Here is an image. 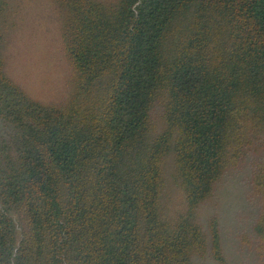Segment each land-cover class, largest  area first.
<instances>
[{"label": "trees", "instance_id": "16d2710c", "mask_svg": "<svg viewBox=\"0 0 264 264\" xmlns=\"http://www.w3.org/2000/svg\"><path fill=\"white\" fill-rule=\"evenodd\" d=\"M57 101L10 71L39 12ZM0 264H234L201 209L242 174L264 264V0H0Z\"/></svg>", "mask_w": 264, "mask_h": 264}, {"label": "rangeland", "instance_id": "374dc122", "mask_svg": "<svg viewBox=\"0 0 264 264\" xmlns=\"http://www.w3.org/2000/svg\"><path fill=\"white\" fill-rule=\"evenodd\" d=\"M9 63L13 67L10 71L32 96L42 101H57L62 97L67 68L48 12H39L26 34L14 43ZM247 191L244 176L230 174L201 209L204 220L211 215L218 217L223 245L234 264H249L242 239L255 219L256 206Z\"/></svg>", "mask_w": 264, "mask_h": 264}]
</instances>
